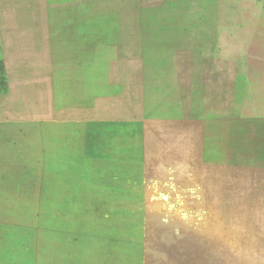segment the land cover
Listing matches in <instances>:
<instances>
[{
    "label": "rangeland",
    "instance_id": "obj_1",
    "mask_svg": "<svg viewBox=\"0 0 264 264\" xmlns=\"http://www.w3.org/2000/svg\"><path fill=\"white\" fill-rule=\"evenodd\" d=\"M0 264H264V0H0Z\"/></svg>",
    "mask_w": 264,
    "mask_h": 264
}]
</instances>
